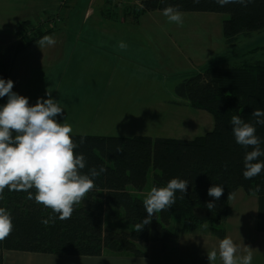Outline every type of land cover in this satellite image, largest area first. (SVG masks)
<instances>
[{"label": "trees", "instance_id": "1", "mask_svg": "<svg viewBox=\"0 0 264 264\" xmlns=\"http://www.w3.org/2000/svg\"><path fill=\"white\" fill-rule=\"evenodd\" d=\"M138 2V8L132 9L128 17L122 15L134 26L143 16L162 13L172 4L178 5L182 13L226 15L223 35L229 45L264 31V0L223 7L215 0ZM110 3L106 0V9ZM29 44L11 45L2 52L0 77L10 79L17 54ZM175 94L192 108L209 113L214 129L191 140L73 135L79 144L74 152L83 153L87 160L81 172L87 173L92 167L106 171L94 178V187L74 205L71 217L64 220L51 208L27 199V192L9 191L6 187L0 207L11 212L13 229L0 240V249L53 256L100 257L110 253L143 258L147 255L144 247L159 243L165 251L180 235L200 234L221 240L226 235L223 224L230 201L241 189L257 198V231L264 233V171L251 180L244 179L245 149L236 143L230 123L233 115L255 123L253 110L264 109V61L206 68L177 85ZM6 101L7 97L0 98V104ZM256 134L264 138V125H256ZM174 177L190 182L185 196L177 192L170 209L156 213L150 224L138 228L148 215L142 203L148 192L152 187L166 186ZM213 184L223 185L225 190L215 207L209 209L207 203L214 198L208 195V189ZM29 191L35 193L34 188ZM116 217L123 218L126 227L107 223ZM42 218L51 219L45 225Z\"/></svg>", "mask_w": 264, "mask_h": 264}, {"label": "rangeland", "instance_id": "2", "mask_svg": "<svg viewBox=\"0 0 264 264\" xmlns=\"http://www.w3.org/2000/svg\"><path fill=\"white\" fill-rule=\"evenodd\" d=\"M56 1L58 0H0V28L10 30L11 23L20 22L24 16L30 17L18 26L15 43L11 45L30 42L25 50L34 49L44 35H52L56 42L57 39L63 41L60 51L64 57L55 62V67L50 65L40 70L41 68L35 65V68L43 72L54 70V78L59 76L61 92L65 91V94L69 92L68 88L77 90L87 83L99 82L97 77H94L97 76L93 72L94 57L89 51L84 52L81 46H76L82 43V39L118 40L114 42L116 47L108 46L105 49L116 51L119 48L121 55L127 50L129 53L132 49L138 51L139 54L130 53V56L140 55V61L145 63V70L136 66L127 67L125 60L116 58L110 69L103 63V71L107 72L101 73L100 85L103 99L109 98L118 88L132 94L145 91L147 97L167 103L158 106V110L149 112L148 124L141 123L142 118L136 122L137 128H143L151 134L143 137L190 140L211 132L214 129L213 117L207 112L192 108L188 101L178 98L175 94L176 86L209 67L242 66L248 62L264 61V31L253 33L250 37H241L235 44L229 45L223 35V24L227 19L224 14L183 13V24L177 25L169 23L163 13L156 12L143 16L140 23L134 26L128 20H123L122 15L127 16L132 9L138 8V0H111L110 6L104 8L102 16L97 12L84 26V9L88 7L90 0H60L57 8ZM95 6L100 9L98 4ZM52 10L54 11L51 12ZM107 16L110 19H107ZM95 19L96 23H103L101 32L98 29L102 26H95L92 22ZM122 39L138 40V46L122 48ZM68 40L70 41L67 42ZM7 48L8 46L0 48V55ZM24 51L17 54L14 63ZM78 100L73 97L70 103L76 104ZM63 101H67L66 96ZM60 119L62 121L64 118ZM65 120L75 131L81 126V117L76 107L70 110L69 120ZM257 214V198L246 194L242 189L238 190L230 201L228 217L223 225L226 235L232 237L239 249L245 244L252 246L256 241L257 234L254 233ZM119 219H109L107 223L126 227L124 219ZM184 236L186 237L181 240V249L176 254L163 251L159 243L150 244L149 257L143 263L209 264L207 251L214 248L218 251L220 239L200 234ZM175 244L173 241L169 246ZM260 244L264 245V236L260 238ZM79 259L86 260V264L93 261L91 258L88 260V257ZM215 264H222L219 256Z\"/></svg>", "mask_w": 264, "mask_h": 264}, {"label": "clouds", "instance_id": "3", "mask_svg": "<svg viewBox=\"0 0 264 264\" xmlns=\"http://www.w3.org/2000/svg\"><path fill=\"white\" fill-rule=\"evenodd\" d=\"M163 2V0H161ZM198 2V0H197ZM251 0H215L221 7L228 4L246 6ZM169 23L183 24V13L178 5L169 4L162 9ZM52 35H44L37 42L39 47L54 45ZM120 47H125L121 42ZM14 81L0 77V98L7 97L0 104V200L4 199V189L27 192V199L43 204L57 213L61 220L71 217L74 205L78 204L94 187V178L106 169L95 167L87 173L81 172L87 166L83 153L74 152L79 144L73 140V128L65 118V109L48 92V98L40 97L35 104H29V97L13 91ZM255 123L245 122L241 116L233 115L230 123L237 144L245 149L243 157V177L251 180L264 171V138L256 134V125H264V109L252 112ZM82 142V141H81ZM251 148V150H248ZM189 181L174 177L164 187H152L142 201L147 216L137 225L142 229L152 221V217L162 210L170 209L176 202V193L185 196ZM35 189V193L29 191ZM224 186L213 184L208 195L213 201L207 207H215V201L224 193ZM232 194H229V199ZM51 218H42L47 225ZM13 229L11 212L0 207V240ZM251 249L250 246H248ZM219 256L222 264H252L253 253L248 250L240 254L239 245L231 236L225 235L219 241V248L207 251L209 264H215Z\"/></svg>", "mask_w": 264, "mask_h": 264}, {"label": "crops", "instance_id": "4", "mask_svg": "<svg viewBox=\"0 0 264 264\" xmlns=\"http://www.w3.org/2000/svg\"><path fill=\"white\" fill-rule=\"evenodd\" d=\"M59 2L60 0L56 1V8ZM96 4L99 5L100 9L96 8ZM105 6L106 0H90L88 7L84 9L83 25L86 26L89 21L93 19L92 16L95 17L97 12L102 16ZM24 17L20 22L11 23L9 26L10 30L0 28V48L3 49L15 43L18 26L22 21L30 19V17ZM92 22H94L95 26H102L101 29H98L99 32L103 30L104 26L101 21L96 23L95 19ZM81 39L82 38H80V41ZM69 41L70 40L67 42ZM115 41L118 40L113 38H98L94 40L82 39V43L76 45L84 48V52L89 51V54L94 57L93 67L95 68L93 72L97 74V76L95 75L94 77H97L99 82L87 83L77 90L68 88L67 90H69V92L66 94L65 91L61 92L60 82L58 81L59 76L54 78V70H46L45 72L40 71L46 69L47 66L50 65H52V68L55 67V62H59L62 57H64L63 52L60 51L62 50L61 45L63 41L57 39V44L55 46L46 45L43 49H41L39 45L34 49H27L18 56L11 70L10 79L14 81L13 91L29 97L30 105L35 104L40 97L47 99V93L50 92L51 96L57 99L60 106L65 109L63 118L67 120H69L70 110L76 107L81 117V126L77 131L73 130V134L118 138H133L135 136L145 135L151 136L150 133H147L148 131H144L143 128H137L135 124L141 118V123L146 122L148 124L149 112L156 111L159 109L157 108L158 106H164L167 103L159 102L156 98L151 99L149 96L147 97L145 91L141 93L134 92V94H132L126 93L118 88L115 89L109 98H102L100 75L101 73L107 72L103 71V63L108 65L110 69L112 68V62L116 60V58H120L128 63L127 67L136 66L140 70H145V63L140 61V55L130 56V53L139 54L135 49L130 50V53L129 50H127L123 52L122 55L119 48L116 51H108L105 49L108 46L116 47ZM121 41H125L123 43L127 49H129L130 46H138V40L122 39ZM73 58L74 54L72 55V59ZM35 65L41 69L35 68ZM65 96L67 97V101H63V97ZM73 97L79 99L77 102L79 105L73 102L70 103ZM255 228L256 232L254 235L257 234V236L255 238L256 241L250 246L251 249L245 244L239 251L241 254H245L248 250H251L253 253L252 263L264 264V245L260 244V238L264 236V233H259L257 231V220ZM183 237L186 236L180 235L179 239L175 241V246H168L165 252L171 251L174 252V254L178 253L181 249V240ZM243 240L244 238H242V244ZM149 245L146 246L147 255L143 258H136L127 254L117 255L104 253L100 257H88V260H90V258L93 259L94 262L90 261V264H144V260L149 257ZM79 258L80 257L73 256L9 252L0 249V264H86V260ZM140 260H142V262Z\"/></svg>", "mask_w": 264, "mask_h": 264}, {"label": "bare ground", "instance_id": "5", "mask_svg": "<svg viewBox=\"0 0 264 264\" xmlns=\"http://www.w3.org/2000/svg\"><path fill=\"white\" fill-rule=\"evenodd\" d=\"M261 203V202H260Z\"/></svg>", "mask_w": 264, "mask_h": 264}]
</instances>
